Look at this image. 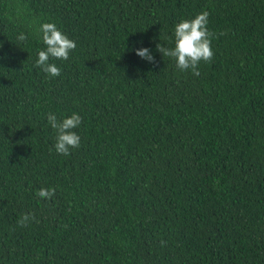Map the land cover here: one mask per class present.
<instances>
[{
	"label": "trees",
	"instance_id": "obj_1",
	"mask_svg": "<svg viewBox=\"0 0 264 264\" xmlns=\"http://www.w3.org/2000/svg\"><path fill=\"white\" fill-rule=\"evenodd\" d=\"M202 11L196 76L157 45ZM46 22L77 43L52 78ZM0 264H264V0H0Z\"/></svg>",
	"mask_w": 264,
	"mask_h": 264
},
{
	"label": "clouds",
	"instance_id": "obj_2",
	"mask_svg": "<svg viewBox=\"0 0 264 264\" xmlns=\"http://www.w3.org/2000/svg\"><path fill=\"white\" fill-rule=\"evenodd\" d=\"M209 12L202 11L194 18H182L174 28V46L166 47L163 44L157 45V51L164 57L175 60L176 67L181 71L191 70L193 75L199 76V65L201 62L210 63L214 58L212 40L219 38L216 33L209 29ZM38 33L42 34V41L45 49L38 51V59L35 66L49 78L58 77L61 69L50 63L51 59L68 60L70 53L76 49L77 43L64 34L55 23L46 22L40 25ZM226 33H219L225 35ZM170 41L172 38H169ZM18 41H26L27 36L23 33L17 36ZM136 54L148 62L155 63V58L148 48L136 50ZM47 121L55 131V151L57 154L69 156L72 149H77L81 144V137L74 129L82 124V117L79 113L73 112L63 120H58L54 113L47 114ZM54 187H41L37 190L36 196L42 200H52L55 196ZM36 221L34 213H23L17 221L20 227H27L30 222Z\"/></svg>",
	"mask_w": 264,
	"mask_h": 264
}]
</instances>
